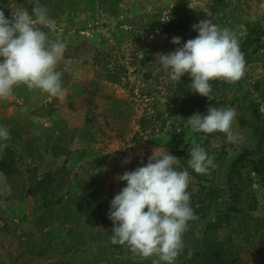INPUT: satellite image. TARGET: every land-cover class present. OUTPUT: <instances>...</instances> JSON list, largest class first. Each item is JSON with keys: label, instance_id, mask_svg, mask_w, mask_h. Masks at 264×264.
Wrapping results in <instances>:
<instances>
[{"label": "rangeland", "instance_id": "rangeland-1", "mask_svg": "<svg viewBox=\"0 0 264 264\" xmlns=\"http://www.w3.org/2000/svg\"><path fill=\"white\" fill-rule=\"evenodd\" d=\"M179 1L181 17L172 14ZM33 6L55 21L54 31L44 29L49 42L66 45L56 67L62 93L20 84L0 97V126L10 133L0 148V264H152L112 244L108 212L126 184L116 177L153 151L171 153L190 173L194 212L214 206L188 224L175 264L186 262L185 249L197 252L196 237L217 212L228 216L215 237L229 264H264V182L251 165L264 153V47L238 81L210 82L212 101L191 92L187 74L173 82L154 63L195 38L192 25L206 18L240 46L254 24L252 38L263 44L264 0H0L6 17ZM210 106L235 110L232 141L190 127L188 118ZM195 146L213 158L206 174L189 167Z\"/></svg>", "mask_w": 264, "mask_h": 264}, {"label": "clouds", "instance_id": "clouds-1", "mask_svg": "<svg viewBox=\"0 0 264 264\" xmlns=\"http://www.w3.org/2000/svg\"><path fill=\"white\" fill-rule=\"evenodd\" d=\"M55 28V21L44 7L33 6L31 13L20 7L10 17L0 10V97L8 96L20 84L52 97L61 95L62 73L56 67L66 45L60 41L50 43L44 30ZM192 29L198 33L195 38L175 51L158 53L154 63H159L173 82L187 74L191 92L212 101L210 82L238 81L244 74L245 60L231 30L220 29L208 18L192 25ZM181 40L173 37L171 43L181 45ZM235 117L232 108L210 106L206 114L189 117L188 123L194 132H222L232 141ZM9 136L8 129L0 126V148ZM178 160L171 153L153 151L146 165L116 177L126 184L110 201L111 242L127 245L140 260L151 259L152 264H175L189 221L198 219L187 191L190 173L176 169ZM188 163L195 173L206 174L213 158L202 147L195 146L190 149Z\"/></svg>", "mask_w": 264, "mask_h": 264}, {"label": "trees", "instance_id": "trees-1", "mask_svg": "<svg viewBox=\"0 0 264 264\" xmlns=\"http://www.w3.org/2000/svg\"><path fill=\"white\" fill-rule=\"evenodd\" d=\"M183 5L180 3V1L175 6L173 13L177 17H181L185 15V12L182 9ZM173 22H170V25H173ZM254 24H248V34L244 42L240 46V51L243 54L244 60L249 61L251 59V55L255 53L261 46L264 47V43L260 44L258 40H254L252 38V33L250 31V28H252ZM252 107V104L251 106ZM250 107L248 109H250ZM243 155H246L245 153ZM241 155V156H243ZM248 155V154H247ZM232 164V167H235L237 160ZM252 170L257 175L262 177V180L264 182V153H261V157L258 158L255 162H251ZM214 210V206L210 205L206 208L197 210V212H194V214L198 217V219L189 221L188 224H193L196 222L201 221L206 217V215ZM78 211H81L80 206L78 207ZM230 211L237 212L235 208H232ZM216 222L214 224H210L206 227L205 231L196 237V240L194 242L195 248L197 249V252L192 253L190 249H185L184 251V257H188L186 262H182L183 264H229V261L226 260L227 251L223 248V246L218 243L217 238L215 237V230L220 227V224L222 221L225 222L227 219V214H224V212H217L216 213ZM224 214V215H223ZM192 253V254H191ZM189 254V256H188ZM195 259V260H192Z\"/></svg>", "mask_w": 264, "mask_h": 264}]
</instances>
